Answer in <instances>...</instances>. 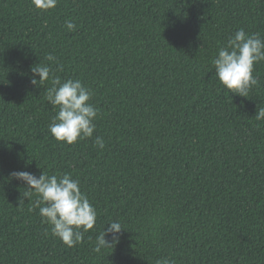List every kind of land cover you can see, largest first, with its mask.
I'll use <instances>...</instances> for the list:
<instances>
[{"label": "trees", "instance_id": "16d2710c", "mask_svg": "<svg viewBox=\"0 0 264 264\" xmlns=\"http://www.w3.org/2000/svg\"><path fill=\"white\" fill-rule=\"evenodd\" d=\"M240 28L264 36V0H0V264H264V61L248 97L212 64ZM40 62L93 90L104 149L52 136V84L31 83ZM15 171L80 181L98 212L82 243L19 207ZM112 220L126 230L97 253Z\"/></svg>", "mask_w": 264, "mask_h": 264}, {"label": "clouds", "instance_id": "9594fccd", "mask_svg": "<svg viewBox=\"0 0 264 264\" xmlns=\"http://www.w3.org/2000/svg\"><path fill=\"white\" fill-rule=\"evenodd\" d=\"M33 6L41 11L55 9L59 0H31ZM64 27L76 31L77 25L67 19ZM49 62H56V57L46 56ZM264 61V36L259 32L249 34L243 28L230 36L226 44L218 46V53L212 60L215 78L232 93L248 97L251 88L259 83L254 75L255 66ZM31 83L41 87L51 82L47 89V101L58 108L57 114L49 125L52 136L59 142L73 145L79 141L94 138V146L106 147L103 137L96 135L95 123L100 110L91 103L94 92L80 79L61 80L55 76L51 63H38L31 68ZM38 77V78H37ZM256 120H264V108H258ZM11 178L23 182L26 187L19 200V207L27 198L31 205L29 211L39 209L44 223L50 226L51 235L59 238L67 247H75L84 241V234L97 225L98 212L88 195L81 189L78 179L70 173L46 174L39 176L28 171H15ZM35 196V199L33 197ZM124 225L119 220H112L96 236L94 251L114 248L121 241ZM111 237V239H108ZM156 264H174L164 258Z\"/></svg>", "mask_w": 264, "mask_h": 264}]
</instances>
